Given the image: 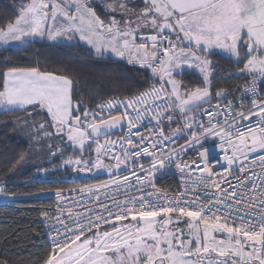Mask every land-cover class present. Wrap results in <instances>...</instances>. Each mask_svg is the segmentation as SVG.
Returning <instances> with one entry per match:
<instances>
[{
    "label": "snow or ice",
    "instance_id": "obj_1",
    "mask_svg": "<svg viewBox=\"0 0 264 264\" xmlns=\"http://www.w3.org/2000/svg\"><path fill=\"white\" fill-rule=\"evenodd\" d=\"M96 3L22 0L16 16L0 26V45L83 41L97 57L137 65L152 81L135 95L81 112L75 81L66 75L17 67L0 74V111L44 113L48 119L32 122L33 131L38 141L58 137L66 143L56 152L49 146L51 156L73 150L63 166L129 173L86 186L82 191L92 193L96 207L74 215L69 210L67 218L64 190H54L56 214L41 213L56 226L41 264H264V0H99L103 18ZM217 49L247 77L231 100L213 85L210 56ZM186 69L198 72L203 86L189 89L176 78ZM214 98L227 103L212 104ZM146 119L155 121V134L141 131ZM165 124L180 126L165 134ZM124 127V136L109 139ZM181 137L185 144L176 145ZM209 139L213 144L205 147ZM216 141L227 167L212 155ZM189 149L196 159H185ZM142 156L150 158L147 167ZM169 166L190 183L171 196L154 183ZM216 166L228 175L236 166V183L214 172ZM196 189L204 191L190 195ZM101 190L110 205L97 195ZM18 195L0 183V196Z\"/></svg>",
    "mask_w": 264,
    "mask_h": 264
},
{
    "label": "trees",
    "instance_id": "obj_2",
    "mask_svg": "<svg viewBox=\"0 0 264 264\" xmlns=\"http://www.w3.org/2000/svg\"><path fill=\"white\" fill-rule=\"evenodd\" d=\"M21 2L0 0V26L16 16ZM95 6L103 18L102 6ZM215 53L210 59L214 65L213 85L216 90L229 92L247 80V77L237 75L241 65L234 59H229L223 52ZM11 67L38 68L41 72L73 79L74 101L83 105L81 112L85 108L95 110L97 104L112 96L133 95L152 83L148 80V73L139 66L118 58L101 59L87 45L74 42L61 44L37 39L30 45L0 47V74ZM177 79L189 89L203 86L200 74L194 70H185ZM2 80L0 75V83ZM47 119L44 113H33L29 117L23 110L0 111V183H6L9 192L21 194L0 201V259L8 261V264H41L50 252L41 213L54 200L43 194L53 193L58 188L70 190L82 183L74 180L72 173H62L58 168L67 155L73 154L72 149H67L63 157L50 155L49 146L52 152H56L57 146L64 149L66 143L58 137L36 139L32 122H45ZM25 121H29L28 126H24ZM172 126L177 127L175 124ZM47 169L51 170L43 178L41 172ZM159 184L170 189L177 186L167 177Z\"/></svg>",
    "mask_w": 264,
    "mask_h": 264
},
{
    "label": "built area",
    "instance_id": "obj_3",
    "mask_svg": "<svg viewBox=\"0 0 264 264\" xmlns=\"http://www.w3.org/2000/svg\"><path fill=\"white\" fill-rule=\"evenodd\" d=\"M245 82H243L239 86H242L243 84H245ZM237 88H238V86L234 87L231 91L228 92L229 93V96H228L229 100H231L233 98V96H237L238 97L240 95V93L237 91ZM135 94H133V95H135ZM130 96H132V95H130ZM127 97H129V96H127ZM127 97L112 96V97L108 98L107 100L97 104V106L98 105H102V104H106L107 102L112 101V100H123V99H125ZM218 102L220 104H226L227 103V101L224 100V99H221V100L217 101L214 98L212 100V104H216ZM244 103L246 105H248L249 104V100L245 99ZM97 106H96L95 109H97ZM204 107H208V105H205ZM238 110H240V109H238ZM113 114H117L115 112V110H113ZM197 119L198 120L202 119V120L206 121L208 119V117L207 116H202V117L199 116ZM254 120H255V118H253V121H251V122L243 121L241 123L246 125V124H249V123H254ZM144 125L146 127L141 128V131L143 133H145V134H148V133L155 134L156 133L157 129L155 127V121H151L150 122L149 120L146 119L144 121ZM172 125H174V124H172ZM172 125H170V126H171L172 129H174V127ZM175 125L177 127L180 126V125H177V124H175ZM170 126L167 125V124L164 125L165 134H169V127ZM126 132H127V129L125 127L122 132L110 135L109 139H116L118 137H122V136H124L126 134ZM218 143L219 142L216 141V145L217 146L215 147V150L212 152V155L213 156H219L221 158L222 164H224V167H227L226 162H224L223 159H222L223 153L220 152V150L218 148ZM183 144H185L184 138L181 137V138H178L176 140V145H183ZM212 144H213V141L211 139H209L208 141L205 142L204 146L205 147H209V146H212ZM196 156H197L196 151H194L193 149H189L185 159H196ZM139 160H140V163H143L145 165V167H147L149 162H150V158L147 157V156H142V157L139 158ZM105 162L106 163H110L111 161L110 160H106ZM102 170H103V172H101V174H98L97 176H93V178H89L88 180L82 181V183L79 186H77V187H75L73 189L64 191V200L61 203L63 204V210L65 212V217L66 218L68 216V211L69 210H71V212L74 215L76 212H83L85 206H87L88 208H95L96 207L95 203L91 202V200H90V197L92 196V193H89L87 191H82L83 189L86 188V186L100 185L102 183L110 181L111 179H118L119 176H123V175H128L129 174L127 171H122L118 175L114 176V175L110 174L106 169H102ZM255 170L257 172H259V166H256ZM71 171L72 172H77L74 169L71 170ZM46 172L45 171L42 172L41 176L43 178H45L47 176ZM214 172H217V173H219L222 176H226V178L228 180L232 181L233 184L236 183V181L233 179V176L240 175L239 170L236 168V166H233V168L231 169L232 175H228L227 173H225L224 172V168L220 167V166H216L214 168ZM82 173H84V172H82ZM166 177L171 179V180H174L176 182V184H177L176 188L170 189L168 187H164V186H161L159 184L160 180L164 179ZM184 179H187V177H184ZM154 183H155V186H156L157 189H160L161 191L166 192L169 196L179 193L185 187H190V183H189V185H185L182 182V174L174 166H169L163 171H158L156 173V175H155ZM224 186L226 187L227 185H224ZM147 191H152V189L148 188ZM203 191H204L203 189H196L195 193H190V195H193V194L201 195L203 193ZM97 195H99L100 199L102 201H104L105 203H107L109 205L111 204V202H112L111 199H106L105 198V194H104L103 190L98 192ZM109 195L110 196L112 195L111 190H109ZM50 196L53 197L54 200L51 203V205H48V206L44 207L43 211H48L50 216H54L56 214L55 213V206L57 205L58 201H57V198H56V196L54 194L50 195ZM116 198L117 199H123V195H119ZM202 198H203V196H202ZM41 223H42L43 229L45 231L47 240H48L49 245H50V250H51V248H52L51 237L55 234V227H56L55 226V222L53 221V222L49 223V222L45 221L44 218L41 215Z\"/></svg>",
    "mask_w": 264,
    "mask_h": 264
},
{
    "label": "rangeland",
    "instance_id": "obj_4",
    "mask_svg": "<svg viewBox=\"0 0 264 264\" xmlns=\"http://www.w3.org/2000/svg\"><path fill=\"white\" fill-rule=\"evenodd\" d=\"M75 41H71V42H68V43H73ZM186 70H190V69H186ZM177 78V77H176ZM59 170H61L62 173H72L73 174V179L74 180H81V181H85V180H88L89 178H93V176H97L98 174H101V172H103L102 169H99V170H93V172L91 173H82V172H72L71 170H73V168L71 167H67V166H63L62 163L60 164V166L58 167ZM51 169H47V172L46 174H48V171H50ZM44 172V171H43ZM42 174V172H41ZM54 193H44L43 195H46V196H50V195H53ZM6 199H13V197H5V196H0V201H4ZM180 227H185V225L183 223H181Z\"/></svg>",
    "mask_w": 264,
    "mask_h": 264
},
{
    "label": "crops",
    "instance_id": "obj_5",
    "mask_svg": "<svg viewBox=\"0 0 264 264\" xmlns=\"http://www.w3.org/2000/svg\"><path fill=\"white\" fill-rule=\"evenodd\" d=\"M97 4H99V0H97V3H96V5ZM95 6V5H94ZM66 43H68V42H66ZM74 43H82V44H85L83 41H75ZM21 45H25V44H20V43H16V44H13L12 46H21ZM85 45H87V44H85ZM3 46H5V45H0V47H3ZM88 47H90L91 48V46H89V45H87ZM92 49V48H91ZM215 51H219V52H222V51H220V50H215ZM191 70V69H190ZM199 117V116H198ZM197 117V118H198Z\"/></svg>",
    "mask_w": 264,
    "mask_h": 264
},
{
    "label": "water",
    "instance_id": "obj_6",
    "mask_svg": "<svg viewBox=\"0 0 264 264\" xmlns=\"http://www.w3.org/2000/svg\"><path fill=\"white\" fill-rule=\"evenodd\" d=\"M124 128H125V127H124ZM124 128H123V130H124ZM123 130H121V129H114V130H112L111 135L116 134V133H120V132H122Z\"/></svg>",
    "mask_w": 264,
    "mask_h": 264
}]
</instances>
